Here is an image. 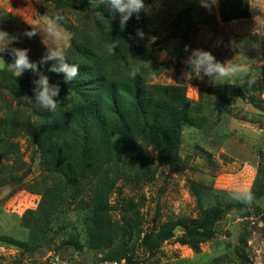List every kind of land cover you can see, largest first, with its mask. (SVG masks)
Listing matches in <instances>:
<instances>
[{
  "label": "rangeland",
  "instance_id": "obj_1",
  "mask_svg": "<svg viewBox=\"0 0 264 264\" xmlns=\"http://www.w3.org/2000/svg\"><path fill=\"white\" fill-rule=\"evenodd\" d=\"M145 3L150 13L122 29L119 14L104 5L107 17L58 8L53 0H0V28L15 37L10 47L28 49L38 65L17 77L20 90L0 87V264H128L120 253L130 264H264V0H248L249 16L226 22L217 0L207 7L202 0ZM57 14L73 35L68 61L96 64L115 81L131 80L135 71L141 84L185 90L194 112L182 126L180 163H158L151 147H143L145 163L126 152L115 163H62L57 149L45 150L41 135L30 132L52 121L67 100L80 102L49 71L55 61L40 63L47 41L23 35L41 15ZM109 44H116L115 54ZM197 48L221 62L247 64L252 83L215 84L194 75L184 61ZM0 55L13 62L7 52ZM4 61L0 75L10 70ZM41 74L60 87L55 111L35 101L33 81ZM218 87L226 91L216 93ZM245 189L251 203L233 198ZM212 210L222 213L209 239L184 236L178 222ZM99 214L104 221L97 230L108 239L94 246ZM169 223L174 237L151 253L144 239ZM65 241L80 249L62 247Z\"/></svg>",
  "mask_w": 264,
  "mask_h": 264
},
{
  "label": "trees",
  "instance_id": "obj_2",
  "mask_svg": "<svg viewBox=\"0 0 264 264\" xmlns=\"http://www.w3.org/2000/svg\"><path fill=\"white\" fill-rule=\"evenodd\" d=\"M53 2L58 8H87L107 17V11L101 6L94 7L90 0ZM217 2L220 19L224 22L249 16L248 0ZM76 65L79 66V74L72 81H65L62 72L51 74L62 78L65 87L72 90L80 102L72 104L67 100L65 107L62 106L52 121L31 127L32 134L41 135L42 145L47 148L45 150L57 149L62 154V163H115L116 156L125 152L145 163L143 147H151L158 155V163H180L182 126L189 122L190 114L194 112L182 87L149 86L135 79L115 81L99 71L96 64ZM21 82L10 70L1 72V89L13 87L20 90ZM214 91L220 93L226 89L218 87ZM221 213L222 210H212L200 219L177 224H183L187 238L207 240L211 236L210 227L220 219ZM99 217L95 221L99 227L90 237L94 246L108 239L97 230L102 229L104 221L102 214ZM173 225H164L154 238L146 236L144 242L151 253H155L164 241L174 237ZM61 246L80 249L75 241L62 242ZM120 258L130 264L124 253H120Z\"/></svg>",
  "mask_w": 264,
  "mask_h": 264
},
{
  "label": "clouds",
  "instance_id": "obj_3",
  "mask_svg": "<svg viewBox=\"0 0 264 264\" xmlns=\"http://www.w3.org/2000/svg\"><path fill=\"white\" fill-rule=\"evenodd\" d=\"M90 3L99 8L101 5L107 6L112 13L119 14L120 26L123 29L127 22L135 16L137 20L140 19L141 14H148L151 11L149 5L145 0H90ZM202 6H208V0H202ZM64 17L62 15H41L34 24H29L31 30L23 33L28 39H32L38 35L42 36V42H46V52L41 58L40 63H46L49 60L55 61L56 64L49 69L51 72L64 73L65 81L74 80L79 74V66L68 62L67 50L71 46L73 38L72 33L67 31L62 22ZM136 35L143 39L144 33L141 29H137ZM131 38V37H130ZM15 40V37L4 29L0 28V54L7 52L13 57V62L8 64L4 61L2 55L0 60H3L7 67L12 70L16 77L21 76L25 70L38 71V65L30 61L28 56V49L10 47ZM116 44L107 45V50L110 54H115ZM185 51H188V46H185ZM191 69V72L199 76L205 75L217 84L226 82L230 79H238L242 82L247 81L250 68L245 63H234L233 59L221 62L216 59L211 51H206L200 48L193 49L191 54L184 61ZM131 77L135 79L137 73L135 71L130 73ZM38 85L35 91V101L43 109L48 111H55L58 102L53 99L60 94V87L58 84L50 85L49 78L43 74L39 76L38 80L33 81ZM234 199L242 200L246 203H251L254 199L250 189L242 191L241 195L233 196Z\"/></svg>",
  "mask_w": 264,
  "mask_h": 264
}]
</instances>
